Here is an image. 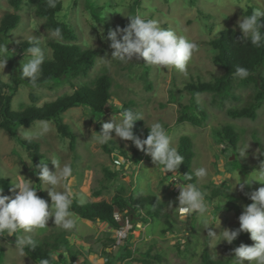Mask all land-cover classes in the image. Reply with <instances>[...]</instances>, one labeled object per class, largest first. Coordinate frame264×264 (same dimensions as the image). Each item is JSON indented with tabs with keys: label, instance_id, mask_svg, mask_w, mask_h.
I'll return each mask as SVG.
<instances>
[{
	"label": "rangeland",
	"instance_id": "374dc122",
	"mask_svg": "<svg viewBox=\"0 0 264 264\" xmlns=\"http://www.w3.org/2000/svg\"><path fill=\"white\" fill-rule=\"evenodd\" d=\"M62 9L56 19L69 26L76 42L83 48L98 51L94 67L86 78L64 79L51 82L42 87L31 89L20 80L22 64L30 59L25 51L34 38L39 40L45 58H51L49 41L62 42L45 30L44 20L34 14V8L23 1L17 12L20 21L0 44H7L12 51L8 53L0 80L16 88L12 98L11 111L17 113L31 103L29 93L33 90L37 97L36 106L46 101L71 94L73 87L88 83L100 74H108L111 79L110 105L102 118L96 119L83 107L71 108L62 113L61 118L76 136L74 149H70L69 140L60 137L53 122L50 131L37 137L41 121H35L29 127L18 126L17 134L26 141L39 146L50 171H55L51 160L58 159L61 166L71 164L73 179L69 190L77 196H83L85 203L111 202L115 195L134 197L153 195L162 206L159 218L144 222L143 216H119L121 228L114 230L105 223H92L78 216L76 227L66 232L54 225L53 218L47 223L46 230H36L31 235L46 253L53 264H205L204 255L212 262L234 264V249L240 244L248 245L240 234L228 244L224 241L214 247L207 245V231L196 215L182 220L174 209L178 206L179 189L176 183L186 184L177 171L163 174L160 166L153 164L150 156L138 163H132L119 156V150L108 155L101 145L96 143V134L102 132V124L110 122L112 116L124 109H132L142 119L140 139L148 135L152 123L160 122L169 133L172 145L178 148L179 139L187 137L191 143L193 158L190 172L194 184L206 193V199L212 207L209 219L218 225L212 231L219 235L224 229L239 228L238 219L233 210L227 207V195L236 198L235 204L243 212L245 205L252 201L243 199L260 187L255 179H261L258 172L264 162V102L256 111L255 119L232 118L229 110L247 106L251 101L254 88L234 82L226 97L211 93L192 95L184 88L188 84L211 82L223 73L222 68L213 62L214 51L208 43L217 36V32L231 28L242 33L238 21L245 18L248 8H264V0H61ZM5 13H14L7 0H0V20ZM142 15L156 19L162 28L170 29L179 36H185L199 45L188 65L187 75L175 69H164L144 63L135 58L129 63H121L112 58L110 41L106 39L109 29H123L130 23L129 15ZM27 44V45H24ZM264 76V71L261 70ZM199 108V111L195 109ZM224 126H231L238 135L235 148L221 143L215 133ZM146 130V131H145ZM113 140L108 141L115 147L129 152L128 141H123L111 133ZM246 154L241 156L242 149ZM129 154V153H128ZM24 149L7 133L0 129V189L2 195L14 198L18 189L15 181L27 179L34 186V174L24 160ZM28 159V158H27ZM119 161V163H117ZM127 164V167H125ZM199 167H206V178L195 175ZM104 170L117 175L111 181L104 180ZM241 179L248 180L243 190L239 185L231 187ZM178 180V181H173ZM46 185L41 182L44 199L51 204ZM231 189V190H230ZM59 190V189H58ZM99 192L93 197L92 192ZM37 196L42 198L37 190ZM248 201V202H247ZM84 203V204H85ZM224 204V206H223ZM171 205V207L169 206ZM223 206V207H222ZM171 223V227L165 221ZM121 232L126 235L124 241ZM29 235L18 231L16 237ZM57 244L60 249H52ZM60 244V245H59ZM61 246V247H60ZM127 246V247H126ZM251 246V245H249ZM127 248L128 252L125 251ZM130 254V255H128ZM62 261H59V258ZM0 264H38L29 257H21L15 248L14 237L0 236ZM247 264V261H245Z\"/></svg>",
	"mask_w": 264,
	"mask_h": 264
},
{
	"label": "clouds",
	"instance_id": "9594fccd",
	"mask_svg": "<svg viewBox=\"0 0 264 264\" xmlns=\"http://www.w3.org/2000/svg\"><path fill=\"white\" fill-rule=\"evenodd\" d=\"M49 8L57 6V0H47ZM130 23L127 27L115 30L109 29L106 39L109 40L110 47L113 49L112 58L119 60L121 63H129L135 58L139 61L141 58L144 63L151 66H158L164 69H175L179 73L187 75L188 65L193 54L199 50V45L185 36H179L170 29L162 28L158 20L145 18L142 15H129ZM264 17V8H256L244 19L238 21V27L242 32L239 40L250 42L256 47H264V35L261 31L260 18ZM218 33V32H217ZM52 35L62 40V30L57 27L53 30ZM31 46L25 51L29 54L30 59L22 64V77L27 78L28 83L36 88L39 86L45 62V54L40 46L39 40L34 38L30 41ZM7 44H0V75L7 63L10 51ZM13 53V52H12ZM251 75L250 71L244 67L237 66L235 76L244 80ZM142 119L140 115L132 109H124L112 116L110 122L102 124V132L96 134V143L103 146L108 141L113 140L111 133L123 141H131L136 149L150 156L155 166H161L160 171L176 174L179 165L184 162V157L178 149L172 145L171 137L160 122L152 123L145 139L138 138L134 132V122ZM50 131L49 124L41 121L40 130L37 137H42ZM249 145L242 149L241 156L246 154ZM32 167V161L27 158L24 160ZM55 171H50L45 162L38 163L34 166L38 169L37 175L48 189V195L51 199L49 204L45 199L37 196V188L34 184L23 179L15 181L14 188L18 189L14 198L0 194V236L16 237L18 231L27 233L20 238L16 237L15 248L21 257L27 256L25 249L33 251L37 247L36 240L31 235L36 230H46L47 223L53 218L54 225L66 232H71L78 222V218L72 210L76 194L69 190V185L73 179V168L71 164H64L58 159L51 160ZM119 163V161L117 162ZM127 167V164H125ZM258 172L261 179H255L264 184V162H261ZM196 177L206 178L208 169L199 167L195 172ZM191 179V177H189ZM178 181V180H173ZM248 180L241 182L239 179L231 189L239 185L243 190ZM179 189L178 206L174 209L182 220L196 215L207 231V245L214 247L216 244L224 241L228 244L239 236L242 232L250 234V239L254 242L251 246L240 244L234 249V264H264V187L253 191L249 199L252 201L243 208L239 215V228L229 230L224 228L219 235L212 231L213 225H218L219 221L213 223L209 219L212 207L206 199V193L198 188L195 184L176 183ZM59 189V190H58ZM230 189V190H231ZM2 193V189H0ZM80 206H83L85 199L80 196L78 199ZM171 207V205H169ZM224 206V204H223ZM222 206V207H223ZM119 220V216L115 217ZM55 259V257H53ZM41 264H50L49 259H43Z\"/></svg>",
	"mask_w": 264,
	"mask_h": 264
},
{
	"label": "trees",
	"instance_id": "16d2710c",
	"mask_svg": "<svg viewBox=\"0 0 264 264\" xmlns=\"http://www.w3.org/2000/svg\"><path fill=\"white\" fill-rule=\"evenodd\" d=\"M24 0H7L8 5L12 8L14 13H5L0 20V41L6 38L7 34L15 29L20 21V16L17 12L21 9ZM28 4L34 8V14L44 20L42 27L45 30L53 31L57 27L62 30V42L49 41L48 46L51 49V58H45L42 65L43 73L39 81V86L48 85L51 82H59L64 79L86 78L89 71L94 67L96 57L98 56L97 50L83 48L76 41V36L73 30L66 24L56 19L57 14L62 9L61 0H57L55 8L47 6V0H26ZM253 12L252 8H248L245 12V17ZM262 25L261 31L264 35V17L259 21ZM242 33L226 28L218 32L217 36L213 38L208 45L214 51L213 62L219 65L223 73L214 78L211 82H198L188 84L185 90L192 95L211 93L218 97H226L230 91L232 84L238 81L242 86L252 85L254 93L251 101L247 106L229 110L228 115L232 118H250L255 119L256 111L264 102V76L261 75V70L264 71V47H256L250 42L239 40ZM27 45V44H24ZM29 46H26L28 48ZM237 66L248 69L251 73L249 77L240 80L235 76V69ZM20 80L30 86L27 78H23L20 74ZM112 79L108 74H100L88 83H83L78 87H73L71 94L57 97L54 100L46 101L41 106H36L37 97L33 90L29 93L30 105L26 108L13 113L11 111L12 98L16 92V88L0 80V129L14 139L26 152L28 160L32 161L30 168L34 174V182L40 196L44 199L41 192V181L37 175L38 169L34 166L40 163L42 155L39 151V146L34 142L23 140L17 134V127H29L35 121H51L53 122L57 134L69 140L70 149H74L76 136L71 131L70 127L65 124L60 115L65 111L75 108L83 107L87 109L96 118L100 119L108 109H112L110 105V87ZM199 111V108L195 106ZM140 122H134L133 132L139 138ZM146 131V130H145ZM148 133V131H147ZM216 139L221 143H228L235 148L238 141V135L231 126H224L215 133ZM129 143V154L115 147V144L109 142L110 146L104 144L102 149L108 155H112L115 151L119 150V156L124 157L125 160L132 163H138L144 158V152L135 148L131 141ZM178 151L184 157V162L179 165L177 171L185 179L184 182L194 184V176L188 169L191 165L193 152L191 143L187 137H181L178 143ZM116 157V156H113ZM161 167V166H160ZM117 175L108 170H104V180L111 181ZM191 177V179H189ZM0 184L2 181L0 180ZM93 197L99 196V192H92ZM227 207L233 210L237 219L242 213L239 206L235 204L236 198L232 195H227ZM250 201L248 196L242 197ZM247 201V202H248ZM72 210L80 219L92 223H105L107 226L114 230L121 228L120 221L115 217L117 212L122 219L128 216L142 215L144 222L153 220L160 217L162 206L157 198L153 195H145L134 197L129 195L127 197L115 195L111 202L96 201L87 202L80 206L77 200H74ZM169 227L171 223L165 221ZM239 224V221H238ZM241 238L248 245L254 242L250 239V234L247 232L240 233ZM14 241L16 237L13 235ZM60 245V244H59ZM61 247V246H60ZM127 247V246H126ZM52 249H60L58 245L52 244ZM128 252L127 248L125 249ZM27 257L34 262L41 264L43 259H49L50 264H53V259L37 245L36 249L30 251L25 249ZM130 255V254H128ZM62 261V258H59ZM203 261L205 264H220L219 262H212L208 255H204Z\"/></svg>",
	"mask_w": 264,
	"mask_h": 264
},
{
	"label": "built area",
	"instance_id": "2783aa9c",
	"mask_svg": "<svg viewBox=\"0 0 264 264\" xmlns=\"http://www.w3.org/2000/svg\"><path fill=\"white\" fill-rule=\"evenodd\" d=\"M121 235H123L121 238H122V239H123V241H124V239H125L126 235L124 234V232H121Z\"/></svg>",
	"mask_w": 264,
	"mask_h": 264
}]
</instances>
